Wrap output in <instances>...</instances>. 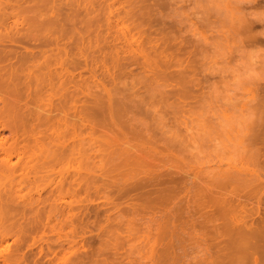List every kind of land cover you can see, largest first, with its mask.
I'll use <instances>...</instances> for the list:
<instances>
[{"label": "rangeland", "instance_id": "1", "mask_svg": "<svg viewBox=\"0 0 264 264\" xmlns=\"http://www.w3.org/2000/svg\"><path fill=\"white\" fill-rule=\"evenodd\" d=\"M55 1H56L57 5H61V3L63 2V0H61V1L55 0ZM55 1L51 0L50 3L52 5H50V3H49V5L53 6V4H55L54 3ZM96 1H98V2L93 3L94 9L97 6L96 4H98V6H100L101 4L102 5H101V7H99L100 9L97 6V9L95 10L97 13L94 11L93 14L95 15V13H96L95 19H99V15H100V21L102 19L103 22L106 23V16H109V18L111 20L110 21L111 25L113 24V26H111V25L109 26L110 29L114 30V27H115L114 24L115 23H113V22H116V20L119 19L121 11H122L121 17L123 16V14L125 16V13L127 16H126V18L124 16H123V18L120 17L121 19H123V21H125L123 26L119 25L120 27H123V28L126 27L128 29L131 26H132V29L135 28L134 26H136V27L140 26L141 27V29L138 27L139 29L137 28L138 29L137 31H139L140 33H141V30H142V33L144 31V33H143L144 35L141 33V37H139L138 41L143 40L142 41L143 45L142 44L141 45L144 46V49L146 48L148 50L147 51L145 49L146 54H149L148 55L149 57L147 56L149 58V60L152 59V57L154 58V56H155V55L153 56V51H155L154 53H157V54L160 53L159 54L160 56H158V59H159V57L163 58L162 61L159 59L160 62H162L161 67L158 66V65H160V63L158 64L159 60H158V62L153 63V65H151L152 64L151 62L153 60H155V58L152 59V61L149 63L147 62L148 61V59H147L146 62L148 64H150V66L148 64L147 65L151 68H153V66L155 64H157L156 66H158V68H156V66L154 67V68H156V71L154 69H149L147 67V65H144L145 67L143 66V63H145V62H143L144 58L141 55H138L136 53H134V54L128 53L131 56L132 55L133 56L135 55L136 57L138 56V58H136V59H138L139 61H137V60L135 61V56H134V58L132 57L133 61H134L133 62V61L128 60V58L131 56H129L125 53L127 55V60L129 62L126 59L120 60V64H121V62L126 64V65L121 64V66H118L120 68L122 67V69H119L117 67L113 68L111 65H108L107 68L108 69L112 68V69H109V71H106V69L103 67V63H102L103 52L102 53L100 51L98 52L99 49L97 48L98 46H96V44L98 43L97 41H99L98 37H100V36L97 37L98 39L95 37L97 40L94 38V36H96V35L94 34V36H93V33H96L97 30H100L103 26L101 28L98 27L100 29L97 28L96 32L91 31V33L92 32L93 33L92 34L90 33L91 39H90V42H88V44L89 43L91 44V40H92V43L94 45L91 44V45H89V47H87L85 45L84 47L85 48L87 47L86 53H85V51H82V50H84V47H82L83 45H80V48L79 49L77 48L78 51H76L77 50L76 49L77 44L74 45L75 43H73V42H76L77 38L74 39L72 36L69 35L70 38L64 39L63 43L61 42L62 40L59 41L63 45H57L58 42H55L54 40L53 41L57 44H55L51 40L53 43L52 46L50 44L49 45L47 44L48 46L43 45L44 47L39 45L41 47H39L38 49L45 50L46 51V52L44 51L45 54L46 53L48 54L49 52H51L50 53L51 55L50 54H49L50 56L48 55L49 57L46 56L47 54L45 56H44V54H38L37 53L38 49H34L32 47L35 44L34 43L35 41L32 40L34 38L33 37L31 38L32 35L29 32H28V35L30 34L31 36H29L28 40L26 38V41H28L26 45H23L22 42H19V43L16 41L13 42L15 40L14 36H13L14 38L12 37L14 39V40L12 39L13 41L9 40L10 43L8 40H6V43H5L4 42L5 40L3 41V39H2L3 37H2L1 40L4 43L2 41H1L2 43L0 42V49L1 50L5 49V51L9 50L11 52V56H10L11 61L10 60L9 61L5 60V61L8 62L7 64H13L11 62L14 61L15 65H17L15 62V59L17 58L16 56H18V58L20 60L23 55H26L25 53H23V51L24 52L27 51V55L28 54L30 55L29 49H31V48L33 49L32 52L37 51L35 58H36V56L38 57L36 62H38L39 60L41 61V63L39 65H41L43 62H45L43 60L46 57H48V59H49V58L54 57V55L57 56V54H55V52L58 53V51H57V49H58V50H60L59 52H62V53L64 52V53H63V55H62V53H60L62 55V57L60 55L59 58H61V59L58 60L59 64L57 62V59H59V58L56 59V63L58 65L57 64L54 65L50 61H49L50 63L48 62L49 63V69L53 70L51 65H54L53 66L54 69L57 68L58 70H61L64 68L62 71V74L65 76H67L73 70L72 67H70L72 70L69 69V67L67 68L68 65L72 66L71 63L68 62L69 61L68 59H70V61L73 59V57L69 58V57H71L70 55L74 56V58H75L74 60H76L77 64L80 61H81V63H83V64L79 63L78 64L79 67L76 70L74 69V71H72L73 73L79 75V77H77V79H76V80L80 81V82L77 81L78 85L76 84V86L73 87V85H72L73 83L67 84L68 80L66 81V86L69 85V88H68V86H67V88L70 91L68 90V92H67V91L63 90V93L66 95V97L63 98V102H64V107H65L64 110L66 111L68 108L69 112H67L68 110L66 112L65 111L63 112V114H65L64 116H66V117H63L60 114L64 119L61 122V123H64L63 126H62V124H60L61 127H63L61 129H64L65 125H67V123H65V122H67L65 120H68L67 115L68 114L70 115L69 116L70 120L73 117L71 115L74 112V108H72L74 106L73 105L74 102H73V99L71 98V95H70L73 92V88H74V91H76V93H77V97L79 96V93H81L78 98L76 97L78 99V102H76L75 105L76 106L81 105L80 108L82 107V109H80V110L81 111L84 110L82 112H85L86 111L85 109H88V107L90 108V104L92 107L94 106V103L92 104L91 102H97L99 99L106 101V99H108V97H111V94H112V96L114 94V96H113L114 98H111L112 100H114V99L116 100V97L118 96L117 97L118 101L123 102V103L125 102L126 103L125 105L128 107V108L127 107L124 108L126 110L128 109L126 112H122V114H124V115L126 113V115L123 116V120L124 121L127 120L129 122V119L132 117L135 120L133 122V118H132V120L130 119L131 121L129 123L125 122V123H127V125H130V126L123 125V126H121L122 129L125 126V128L128 131H131V129L133 128V131L136 132V130H137L140 133V135H141V133H143V138L147 137L149 140V143L151 145L149 143H147V146L150 145L149 150L147 147H146L147 149L145 148L146 150H148L147 153L142 152V151H145L142 148H144L146 145H144V147L141 148L142 149V151L140 150L141 154H143L144 156L142 157V155H141V157L138 161H135V160L133 161L134 163L130 162V164L132 163L133 166L132 165L129 166L128 163L127 164L124 163L126 166L125 165L121 166L123 163L121 164V162H119L120 165L118 167L117 166L118 161L114 160L113 164H111L112 161L111 162L108 161L110 159L107 160L106 155H105V159L108 162L105 159L104 160L106 162L103 160L104 165L106 164L105 166L103 165L102 161H99L100 159L98 160V158L97 159L94 158V160L92 159L93 161L91 162L90 160H86L85 158L80 156L79 159L77 160V162H73L68 158L61 161V162L53 161L50 163L52 166L49 165L51 167L47 166V170L40 169L39 172H37L36 174L31 172L30 174L24 176L23 178L18 177V175L21 174V171H22V170H20V168L19 169L17 168V170H19V171H16V173H15L16 177L14 178V180H11V179L9 180L8 177H5L4 179L0 178L1 182H2V183L0 182V184H2L0 188L6 187L5 189H7L8 187H10V189L14 190L15 191L14 195H15V199H16L15 201H17V203L18 202H20L21 204L23 202L25 204L29 203V205L32 204L31 206L33 207V210L31 209L32 211H30V209L28 208L29 205L24 206V207H27L25 209H23L24 207H21V209H18V207H20L21 205L16 204L15 201L14 202L10 201V203H9L10 205L9 204L7 205L8 207H5V206L3 207V204H5V203H2L3 201L1 202L2 204H0V210L2 209L1 211H3L4 214L9 213L8 212L9 209H10V214L12 212L14 214L12 213V216L10 214H7V215H9V217L5 216V219H4V215H1L3 217H0V264H98V263L99 264H156V262H157V264H165V263L166 264H214L215 261H216L215 264H219L218 262L225 264V262H223V259L221 260L222 256H223L222 258L225 259L224 261H226V264H228L229 262L226 258L228 257V254L231 252V250L227 254L228 250H226L227 249L226 247L229 246V243L226 244L227 243L226 239H228V237L226 238L225 236H227V234H226L227 232L231 231L230 228H233V227H230V225L231 226L235 225L234 224L235 220H233V218L235 219V217H237V216L235 213H233V212H235L234 209H236L238 211L237 215H241L243 213L242 212L243 210L246 212V210L248 211V209H249V211L247 212L248 214L243 213L242 215L245 216L247 221H250V218L252 219V217L254 218L256 216V215L255 216L253 215V214H255L254 213L255 209H253L255 207V205L254 206L252 205V204H256L254 202L258 201V199H257V201H254V199L257 198V197L255 198V195L259 192H261L264 195V189H263L264 188V161H263L264 160V151L262 150V148L264 149V147H263L264 146V142H263L264 141L263 140V138H264V135H263L264 134V125H263L264 118L262 119V117H264L263 116V114H264V111H263L264 110V96H262V95H264V84L259 85L257 90L251 91L252 96L256 99V104L254 105V107L256 108V111H257V121L255 123L258 126H256L254 124L251 128L250 132L252 134L250 133V136L252 135V137H251L252 139L249 136L250 140H249V138H248V140L250 142V150H249L248 155L239 159V160H233L230 156L220 158L218 161L214 162V165H215L214 167L210 166L207 169L208 174H205L199 167H196L193 164V162L186 157V155H185L186 149L182 146L183 145L182 141H177L175 143H171V142H167L165 140V137L162 135V132L159 129L158 122H157V112L159 111L160 113H163L167 117L169 125H173L175 127L180 128L182 132L184 130H188L189 132L192 131L189 124H190V121L192 120V118L194 116V112L198 107L200 97L202 95V84L201 83H203L204 80H206V79H211V77H207V78L201 77V82H200V77H199L200 71H199V61H198L200 45H198L197 42L190 35L189 36H183L181 34V32L183 30L179 29L177 27V25L175 24V22H168V21L161 19V17L159 16V13L160 12L166 13L168 8H169V4H168L167 0H141V1L136 0L137 4L133 3L134 2L133 0H131V1L129 0L130 3L127 0H116V1L115 0H106L107 2L105 0H104V2H103V0H96ZM126 1L128 4L126 3ZM65 2H66V0H64V5H65ZM99 2H101V3H99ZM108 2H109V4H108ZM131 2L133 5L135 4L134 6L136 7V8H133L134 13L131 11L132 8H130V7H133V5H131ZM138 3H140L141 5H139ZM66 4H68V3L66 2ZM105 4H107V5H105ZM55 6H56V4H55ZM67 6L69 7L71 5H67ZM107 6H108V8H107ZM128 6L130 8L129 10L127 9ZM146 6L148 9H146ZM62 7H61V9L57 8L58 10L54 9L55 7L53 9L48 8L47 9V11L49 10L48 15L54 16V14H55L54 11L56 10L55 12L59 15V16L58 15L57 16L60 18L61 14H59L58 11L61 12L62 15H65L64 13L69 11V9L72 6L69 8L68 7L62 8ZM74 7H75V5L72 8H74ZM110 7L112 9H110ZM251 7L254 9H257V10L264 9V0H257V2L254 5H252ZM64 8H67V10L65 12H64V10H65ZM117 8H118L119 12H118ZM143 8H145V10ZM62 9H64V10H62ZM71 9H70V11H71ZM81 9H83V8H81ZM98 9H99V13L101 12L100 14H98ZM50 10H52L53 12L50 13ZM75 10H76V13H75ZM75 10L72 9L73 12L71 11V13L76 15L75 18H77L78 16L82 17V14L80 15L79 12L83 13L82 12L83 10L78 11V10H80V7H77V5H76ZM123 11L125 13H123ZM128 11H129V14H127ZM104 12H106L107 15ZM130 12L132 13V15L130 14ZM71 13H69V14H71ZM110 13H112V14L114 13L113 14L114 17ZM136 13H137V15H136ZM83 15H85V14L83 13ZM116 15H119V17ZM133 15L134 16L136 15L137 18L134 17ZM103 17H104V19H103ZM129 17L131 18L132 22H130L128 20V19H130ZM132 18L135 20L134 21L135 24L133 23ZM138 18H140V19L138 20ZM140 20L143 24L140 22ZM127 21H128V23H127ZM23 22H25V21H23ZM23 22H19V23H17V25H14V26H16L17 29H19L18 32L16 29H14V30H16L15 34L17 33L16 34L17 36H19V34H21L22 31L24 32V30H26V32H25L26 34H27V30H30L27 27V25H25L26 22H25V24ZM103 22L101 21L102 25L105 24ZM10 25H11V23H10ZM77 25H78V22L76 24V27L78 30L79 25L78 26ZM249 25L250 26H248V27L245 26V28L242 29V32H241V34L245 35V36L250 35V33L252 34V36L251 35L248 36V39L245 41V45L248 47L263 46L264 45V39H263L264 37L256 36L254 34L257 32H260V31H264V24H260L257 22H251ZM104 26L107 29V25H104ZM119 26H118V28H119ZM26 27L28 29H26ZM105 27H103L102 30ZM13 28H15V27H13ZM13 28H12V31H13ZM20 28H22V31ZM37 28H38V26H37ZM37 28H33L34 31ZM80 28H81V26H80ZM51 29L53 31L55 30V28L54 29L51 28ZM51 29H49L48 32H50ZM106 29L103 31L104 33L107 32ZM1 30H0V35H2V36L4 35L5 38L8 36L6 39L10 38L11 37L10 35L14 32V31L8 32V30H6L5 28H2V27H1ZM3 31L5 34L2 33ZM19 31H20V33H19ZM31 31H32V29H31ZM34 31H32L31 33L36 35L38 32L33 33ZM115 31H117V27H115ZM192 31L195 32V29H192ZM108 32H109V30H108ZM25 33H24V36H19V38H17V39L21 40L20 37H24V39H22V40H25V36H26ZM44 33L42 32V34H40V35L45 36V35H43ZM109 33H110V35H112V34H114V31L113 32L111 31ZM115 33H117V32H115ZM46 34H47V32H46ZM50 34H51V32H50ZM75 34H77V31ZM75 34H74V37H77V36H75ZM261 34L264 35V33H261ZM12 35H14V34H12ZM78 36H79V34H78ZM37 37L40 38V36L37 35L36 36L37 40L39 39ZM47 37H48V34H47ZM93 38L95 40H93ZM30 39L34 42L29 41ZM40 39H42V38H40ZM43 39H45V38H43ZM71 40H74V41H71ZM40 41L41 40H38L37 42H40ZM44 41H46V40H44ZM11 42H13V43H11ZM48 42H46V43H48ZM64 42H66V43H64ZM77 42H78V40H77ZM100 42H101V40H100ZM28 43H30V45ZM31 43H33V44H31ZM67 43H69V44H67ZM6 44H7V46L8 45L9 46L8 47L6 46L5 48H3ZM43 44H44V42H43ZM71 44H72V47H71ZM12 45H14L13 46L14 49L11 47ZM65 45H68V47L70 49ZM17 46H19V47H17ZM26 47H28V49ZM95 47L97 50L95 49ZM24 48H26V49H24ZM167 48H168V50H167ZM50 49H52V50H50ZM71 49H74L73 54H72ZM94 49L96 51L95 53L93 52ZM61 50H63V51H61ZM67 50H68V52H67ZM69 50L71 53H69ZM80 51L82 52V54H84L83 56L80 53L78 54V52H80ZM33 53L35 54V52H33ZM52 53H54L53 56H52ZM68 53L70 55H68ZM76 53L80 56H78ZM97 53H98V55H97ZM16 54H20L21 56L16 55ZM64 54H65V56H64ZM75 54L78 57H75L76 56ZM151 55H152V57L150 58ZM13 56H14V58H13ZM43 56L45 57L44 59H43ZM123 56H124V54H123ZM86 57H89V58H86ZM29 58L28 59L30 61L32 59V56L30 55ZM65 58H68L66 60L68 62V64H66ZM106 58H107V56L104 59L106 60ZM132 58H131V60H132ZM52 59H54V61H55V58H52ZM63 59H64V61H63ZM87 59H89V61L93 65L90 64L87 66V64L89 62ZM164 59L166 60L165 64L167 63V66L163 65ZM171 59H173L174 62ZM233 59H235V57H233ZM177 60H179V61H177ZM24 61H25V59L20 61V62H17V63H21V62L23 63ZM51 61H53V60H51ZM86 61H87V63H86ZM106 61L108 62L109 60H106ZM156 61H157V59H156ZM176 61L180 62L179 66H177L178 63H176L177 65L173 64ZM36 62H35V64L37 65L39 62L38 63H36ZM135 62H138V64ZM26 63L27 64L29 63V65H32V62L30 63L28 61H25L24 64H26ZM60 63H64V64H60ZM2 64L4 65L6 63L3 62ZM24 64H23V66H24ZM29 65H27V67ZM42 67L44 68V64L41 66V69H42ZM98 68H100L102 70H100V69L98 70ZM32 69H33V67H32ZM116 69H118V70H116ZM124 69H126V70H124ZM139 69H140V71H139ZM34 70L36 71L37 68H34ZM120 70L124 71L125 74H124V72H122ZM151 70H152V72H151ZM65 71H67V72H65ZM153 71H155V73H153ZM161 71H163V72H161ZM43 72H44V74H46L48 72L47 67L44 68ZM43 72L40 73L39 70H37L38 74H43ZM63 72H65L66 74ZM96 72H98V73H96ZM100 72L105 73V74L101 75ZM172 72L175 74H173ZM80 73L83 74V77L80 76ZM109 73H111V74H109ZM114 73L117 74L118 77ZM126 73H127V76H126ZM153 74L154 75L157 74V75H155V77H154ZM158 74H159V77H157ZM176 74H178V75H176ZM181 74L182 75L184 74L183 75L184 77ZM89 75H91V78L88 77ZM106 75H109L110 77L106 76ZM148 75L149 76L151 75V76L149 77ZM103 76H105V77H103ZM80 77H82V78H80ZM185 77H187V78L185 79ZM102 78H103V80L106 78L104 80L105 82L102 81ZM110 78H111L112 84H110V82H111L109 80ZM84 79H85V81H83ZM114 79H116L115 82L117 84L114 82ZM150 79H151V81H150ZM94 80H95V82H94ZM106 81L110 85L108 83H106ZM131 82H132V84H131ZM97 84H99V86ZM122 84H123V86H122ZM163 84L168 89V91L164 92V93L160 92L159 94H154V92L158 91L156 86L163 85ZM70 85H72V88ZM129 85L131 88L129 87ZM126 86H128V87H126ZM146 86H147L148 90H145ZM114 87H116V88H114ZM87 88H89V89H87ZM176 88H178V89L176 90ZM184 88H189L190 90L184 89ZM110 89H111V93L109 91ZM113 89L116 90V92H114ZM134 89L136 92L134 91ZM65 90H67V89H65ZM174 90H176L175 93H174ZM50 91L49 90L46 91L45 92L46 94L44 93L45 96L42 95L44 97L39 99L40 103L42 102L43 104H45V103L48 104V102L51 101L52 102L51 105H53V106L55 105V101L57 100V98L59 100V97H57L58 92H56V90H55L56 93L51 91L52 94L49 95L51 97H48L47 95L50 93ZM117 91H118V93H117ZM128 91L130 94L128 93ZM148 91H150V92H148ZM177 91H178V93H177ZM88 92H89V95H88ZM131 92H132V96H134V97H136L137 95H139V96H137L136 98L133 97L134 98V100H133V98L132 99L130 98ZM133 92H134V94H133ZM140 93H141V95H140ZM168 93H170V94H168ZM90 95H91V97H90ZM104 95H106L107 98H105ZM84 96L87 98V101L84 100L85 102L83 101ZM100 96H103V97L100 98ZM128 96H129V99L126 98ZM138 97H139V99H138ZM47 98L48 99L51 98V100L48 101ZM123 98H125L124 100H128V101H124ZM262 98H263V100H262ZM77 99H76V101H77ZM94 100H96V101H94ZM121 100H123V101H121ZM259 100H261V101H259ZM133 101H134V103H133ZM57 102L58 101H56V103ZM86 102H87V104L90 103L88 107H87V105L83 104ZM131 102L133 103V106H132ZM42 103L40 105H43ZM65 103H67L68 106L65 105ZM82 104H83V106L85 105L86 107L84 106L85 108H83ZM130 104H131V107H133V109L130 107ZM78 106H77L76 111L80 112ZM46 107H44V108H46ZM135 108L136 109L138 108V109L136 110ZM140 108H141V110H140ZM154 110H156V112ZM123 111H125V110H123ZM138 111H140V112H138ZM131 112H133V113H131ZM66 113H67V115H66ZM124 117H126V118L124 119ZM96 118L101 119L98 117H96ZM96 118H95V120H96ZM139 119L143 120L144 122L141 123ZM123 120H121V121L123 122ZM260 121H261V123H260ZM97 122H99V120ZM103 122L104 121L102 120V125H100V126L104 125ZM122 122H121V124H122ZM135 122H136V124L134 125ZM68 123H69V121H68ZM131 123H133V125ZM100 124H101V122H100ZM145 124L147 126L146 128H145ZM136 125H137L138 129L141 127L140 130H138L136 128ZM106 126H108V125H106ZM133 126H135V127H133ZM6 127L8 128V126H6ZM68 127H70V129H71V125L70 126L67 125L65 130H61L60 127H59L60 130L58 129L59 131H61V134L63 131V135H64L63 141H65V143H69L72 141V138H70L71 135L68 133V130L69 131H71V130ZM127 127H131V128H127ZM98 128H100V127H98ZM105 128L103 126V128L101 127V130L103 129L105 134H108V128H106L107 129L106 131H105ZM118 128H119V126L117 127V130H118ZM134 128H135V130H134ZM119 129H120V131L118 130L117 132H118L119 137H120L119 132H121V134L124 133L123 132L124 129L123 130H121V128H119ZM49 130L46 133L49 136H52L54 133L50 135L51 127ZM103 130H102L101 134H104ZM259 130L262 132L259 133L260 132ZM97 131L101 132V131H99V129ZM111 131H112V128L110 129V132ZM113 131H114V129H113ZM115 131H116V129H115ZM9 132H10L9 128L8 129L5 128V129L1 130V134L4 138L9 137V134H10ZM125 133H128V132H125ZM255 133H256V135H255ZM118 134H116L117 135L116 139L118 138ZM109 135H111V134H109ZM113 136H114V134L111 135L110 138H113ZM85 137H86L85 134H81L79 136V138H81V139H84ZM141 137H142V135H141ZM257 137H258V139L259 138L260 139L257 140ZM99 138L100 137L97 136L96 139L100 140ZM86 141H87V139H84L82 141V143L86 144ZM93 142L94 141L91 142L92 147L95 144V142L94 143ZM119 142H117V143H119ZM144 142H146V139L144 140ZM117 143H114L113 145H115ZM153 143H154V145H153ZM102 144H103V141H102ZM7 145H5V146H7ZM0 146H1V143H0ZM48 146H50V145H48ZM260 146H262V147H260ZM164 147L166 150L164 149ZM35 148H37V149H35L34 151H37L36 153L38 154L39 153L38 147H35ZM150 148H152L153 151ZM157 148H159V149H157ZM136 151H138V150H136ZM140 151L137 152V155H138V153H140ZM149 152H151V153H149ZM157 152L159 155H157ZM262 152H263V154L261 155ZM97 153L98 152L96 151L95 154H97ZM103 153H105V152H103ZM130 153H131V151H130ZM133 153H135L134 149H133ZM133 153H131V154H133ZM153 153H154V155H153ZM146 154L152 156V158L150 156H147ZM145 156H146V158H145ZM155 157H156V159H155ZM159 158H161V159H159ZM143 159L145 160V162ZM19 160L20 161H18L17 156L13 155L11 157V161H12L11 163H17L18 166L22 164V160L21 159H19ZM96 160H98L99 164H97ZM117 160L121 161L120 158ZM94 161H95V163H94ZM136 162H138V163H136ZM139 162H140V165H138ZM107 163H109V164H107ZM135 163L137 164V166ZM258 164L260 166H257ZM141 165H142V167H141ZM97 166H98V168H97ZM102 166H104V167H102ZM108 166H109V168H108ZM105 167H107L108 169ZM110 167H113V168L115 167L117 169V171L115 170V168L113 170V168L111 169ZM135 167H137V171H136ZM94 168H96V169H94ZM178 168H179L180 172H178ZM109 169H110V171H109ZM118 169H119V171H118ZM74 170L76 171L77 177H76V181L72 184L71 178H73ZM239 170H242L246 174H242V176L239 175L240 177L235 176L236 175L235 172H238ZM252 170H254V171H252ZM17 172H19V173H17ZM105 172H107V173H105ZM109 172H111L112 175ZM116 172L119 173V174L117 173V177L119 175L121 176V177L119 176L117 180H116L117 177H115ZM104 173L107 175H105ZM113 173H115V174L113 175ZM224 173H226V174H224ZM227 173L229 174V176L231 175V177H229L227 175ZM218 174H220V175L218 176ZM110 176H112L113 179L108 178ZM179 176L182 178L180 179ZM184 176H185V178H184ZM223 177L227 178V179L226 178L225 179L229 183L226 180H225V182L228 185L225 182H222V180L224 181ZM167 178L170 181H168ZM219 179H221V180H219ZM228 179H230V180H228ZM153 180L159 181V182H155ZM213 180H217V181H213ZM218 180L220 183H222V185H220ZM233 181H234V183H232ZM193 182H195V183H193ZM213 182H215V184H212ZM151 183H153V184H151ZM240 183H241L242 187L240 186ZM247 183H250V184H248L249 185L248 187H247ZM216 184L219 188L222 187V189H221L222 195H221L220 189L216 188L217 187ZM243 184H244V186L247 187V188L245 187L246 189L244 188ZM152 185H154V188L152 187ZM196 185L199 188H197ZM252 185L257 186V187H254L256 190V191H254V192H256L255 195L253 193V188H252L253 186ZM225 186H226V189L229 188L227 191L223 190V187H225ZM161 187H162V189H161ZM212 188H215V189H212ZM258 188L259 189L261 188V189L259 190ZM168 189H170V190L172 189V190L168 191ZM250 189H252V190H250ZM162 190H164V191H162ZM207 190H208L209 194H208ZM218 190H219V192H218ZM246 190H248V191H246ZM8 191H10V190H8ZM165 191H167V192H165ZM212 191H217V192L213 193ZM233 192H234V194H233ZM205 193H206V195H205ZM211 193L213 194V196L212 195L210 196ZM216 193L218 194V196L220 195V197H218L217 199L211 198V197H214L215 196L214 194H216ZM247 193L252 195V197ZM149 194H152V195H149ZM227 194H229V199H228ZM262 194H261V196H262ZM164 195H166L168 197L171 196V197L170 198H168L166 196L164 197ZM224 195H226V196H224ZM246 195H247V197H246ZM244 196H245V198H248L250 196L248 198L250 200L245 199ZM157 197H158V199H157ZM223 197L224 198L227 197L226 199H228L229 201H233V202H229L227 200L228 201L227 202L225 200L227 202V204L225 201H223L224 204L227 205L228 209L232 203L234 204V206H232V208L230 207V210H228L227 213L224 212V210L226 211V209H227V207H225L226 205L223 206L226 208L225 209L222 207V204H223L222 200H221V202L219 201V198L224 200ZM262 197H263L262 199H264V196H262ZM167 198L171 199V200H169V202H167V200H168ZM237 198H239L240 201H238L239 199H237ZM164 199H165V201L163 202ZM230 199H232V200H230ZM236 199H237V201H236ZM159 200L162 203H160ZM216 200H218L220 203H218V201H216ZM214 201H216L217 204L214 203V205H213ZM243 201L246 203V205H245V203H244V205L241 204ZM165 202H167V203H165ZM261 202H263V204H264V201H261ZM11 203H12V205H11ZM14 204H16L15 207H14ZM25 204H22V205H25ZM220 204H221V206H220ZM236 204L237 205L241 204V205H239L240 208H237L238 206ZM181 205H182V207H181ZM217 205H219L223 209V212H224V215L222 213L223 217L221 215V218L219 217L220 216L219 214H221L222 210L220 211L219 214H217L216 211L219 212L218 210H220L219 209L220 207L216 208ZM200 206L203 208H201ZM210 206H212V207H210ZM244 206H245V209H244ZM1 207H3V208H1ZM12 207H13V209H12ZM179 207H181V209ZM233 207H235V208L233 209ZM215 208H216V210H214ZM251 208H252V210H251ZM263 208H262L261 212L263 211ZM5 209H7V211ZM174 209H176L177 211ZM210 209H211V211H209ZM239 209L240 210L242 209V210L240 211ZM23 210H25V211L27 210V211L24 212ZM105 210H107V211H105ZM253 210H254V212H252ZM18 211L22 215L20 214V216H19L17 214ZM29 211H30V213H28ZM231 212H232V215H231ZM36 213H39V214L37 215ZM234 214H235V216H234ZM245 214L247 216L251 214V216L250 217L248 216V218H247ZM263 214H264V211L261 213V215L263 216ZM36 215H37V217H36ZM216 215H219V216L217 217ZM14 217H15V219H14ZM208 218H210V219L208 220ZM212 218L213 219L216 218V220L218 219L217 222L219 223V225L220 224L221 225L217 227L218 223L216 222V220H213ZM263 218H264V216H263ZM176 220H177V222L175 223ZM210 220H212V221H210ZM230 220L232 222H230ZM10 222H12V225H14L13 226L14 228L11 227L10 225L9 226L11 227V229H10V227H8V228L10 230H12V232L14 231L13 232L14 234L11 233V231L8 232L9 229H7V226H8V224H11ZM166 222H167V224H166ZM14 223L17 225H15ZM19 225L21 226V228L15 227V226H19ZM22 226L24 228H22ZM223 226L229 227V231H225V230H227V228H225ZM2 227H4V229ZM165 227H166V229H165ZM15 228H17V229H15ZM216 228H219V229L225 228V229H223L225 231L224 236H223V234H221V232H219L220 234L218 235V232L216 233V231H218L219 229L217 230ZM25 229L27 231H25ZM18 230H19V232H18ZM21 232H23V233H21ZM209 233L210 234L212 233V235H210ZM215 233L218 235V237L216 236L217 238L215 237V235H216ZM18 236L22 239L19 240ZM24 238L26 240H24ZM222 238H223V240H221ZM84 239L85 240L87 239L86 240L87 242ZM31 241H33V242H31ZM207 241H209V242H207ZM217 241H219L218 244H219V246H222L223 249L219 248V246L216 245ZM220 241L224 245L226 244L225 245L226 247L224 245H222L220 243ZM224 241H226V243ZM171 245H172V247H171ZM224 247L226 249H224ZM223 250H225L224 252L226 253V255L223 254L224 253ZM260 251H262V250H260ZM211 252H213V253L211 254ZM89 253H90V255H89ZM161 255L164 256L165 259ZM165 255H167V256H165ZM217 255H219L218 258L216 257ZM263 255H264V253H263ZM6 257H7V259H6ZM156 257L158 258L157 259L158 261L156 260ZM212 259H213V261H212ZM166 260H167V262H166ZM261 260L262 261L264 260V256L261 257Z\"/></svg>", "mask_w": 264, "mask_h": 264}, {"label": "bare ground", "instance_id": "2", "mask_svg": "<svg viewBox=\"0 0 264 264\" xmlns=\"http://www.w3.org/2000/svg\"><path fill=\"white\" fill-rule=\"evenodd\" d=\"M51 1V0H50ZM50 1L49 0H0V30H1V27L2 28H5L6 30H8V32L9 31H12V28L13 27H15V28H13V33L12 34H14V35H12L11 33V37L10 38H8V39H6L5 37H4V35L2 36V35H0V42L2 41L1 40V38L3 39V41L6 43V40H11V41H13L14 39V41L13 42H22V44L23 45H26L27 44V42L28 41H26V38H27V40H28V38H29V36H31V38L33 37L34 39H32V40H34V41H32L31 39L29 40V41H32V42H34L35 44L32 46L34 49H38L39 47H41V46H43V45H53V43H52V41L54 40L55 42H58V44L57 43H55L54 41V43L55 44H57V45H63L62 43H63V41H64V39H66V38H70L69 37V35L70 36H72L74 39L75 38H77L76 39V42H73V43H75L74 45H76V49L78 48H80V45H83L82 47H84L85 45L87 46V47H89V45H91V44H93L92 43V40H91V44L89 43L88 44V42H90V39H91V34L93 33H91V31H95L96 32V30H97V28L98 27H105L104 25H107V29H106V27L102 30V28L100 29V28H98V29H100V30H97V32L96 33H93V36H94V34L96 35V36H94V38L96 37H98V36H100V37H98L97 39L99 40V41H97L98 43L96 44V46H98L97 48L99 49L98 50V52L100 51L101 53L103 52V58H102V63H103V67L106 69V71H109V69H112V68H107V66L108 65H111L113 68L114 67H117V68H119V69H122V67L120 68V67H118V66H121V64H125V63H122L121 62V64H120V60H122V59H126L127 60V55H129L128 53H131V54H134V53H136V54H138V55H141L144 59H143V62H145V63H143V66L144 65H147L149 62H151L152 61V59H154L155 58V60H153L151 63V65H153V63H156V62H158V60L160 59L161 61H162V59L163 58H161V57H159V59H158V56H160L159 54L160 53H154L155 51H153V56H154V58L152 57V55L150 56V58L152 57V59H150L149 60V54H146V51H145V49H144V46H142L143 45V40H140V41H138L139 40V37H141V33H142V30H141V33L139 32V31H137L139 28L141 29V27L140 26H138V27H136V26H134L135 28L134 29H132V26L128 29V28H123V27H120V26H123V24L125 23V21H123V19H121V18H123V16H124V14L123 13H125L124 11H123V16L121 17V12H120V17H119V15H116V16H118L119 17V19L118 20H116V22H113V23H115L114 25H115V27H117V31H115V27H114V30H112V29H110L109 28V26L111 25V20H110V18H109V16H106V23L105 22H103V20L101 19V21L103 22V23H105V24H103L102 25V23H101V21H100V15H99V19H95V15H96V9H97V6H98V4H94L95 6H96V8L94 9V6H93V3H97L98 1H96V0H66V2L68 3V4H66V2H65V5H64V0H63V4L61 3V5H57V3H56V1L54 2L55 4H56V6H55V4H53V6H50V5H52L51 3H50ZM61 1V0H60ZM94 1V2H93ZM106 1V0H105ZM116 1V0H115ZM129 3H130V1L129 0H127ZM127 1H126V3H127ZM134 2L133 3H136L137 4V2H136V0H133ZM141 1V0H140ZM81 2V3H80ZM103 2H104V0H103ZM107 2V1H106ZM139 2V1H138ZM49 3H50V5H49ZM99 3H101V2H99ZM141 3V2H140ZM140 3H138L139 5H141ZM108 4H109V2H108ZM128 4V3H127ZM67 5H71L72 7L75 5V7L74 8H72L71 6H69V7H71L72 9H74L75 10V8H76V5H77V7H80V10H78V11H82L85 15H83V13H81V12H79V14L81 15L82 14V17L81 16H78L77 18H75V16L76 15H74L73 13H71V11H72V9H71V11H70V9H69V11H67V12H65L66 10H67V8H64V9H62V10H64V14L65 15H62V13L61 12H59L58 11V13L59 14H61L60 16V18L58 17L59 15L55 12L56 10H58V9H61V7L63 6V7H68ZM102 5V4H101ZM101 5L100 6H98V8L99 7H101ZM105 5H107V4H105ZM131 5H133L132 4V2H131ZM130 5V6H131ZM135 5V4H134ZM133 5V7H130V8H132L131 9V11L134 13V9L133 8H136L135 6ZM143 5V4H142ZM147 5V4H146ZM50 6V7H49ZM60 6V7H59ZM110 6V5H109ZM145 6V5H144ZM55 7V8H54ZM62 7V8H63ZM68 7V8H69ZM113 7V6H112ZM127 7V6H126ZM140 7V6H139ZM48 8H50V9H56L55 11H54V16H49L48 15V13H49V10L47 11V9ZM58 8V9H57ZM81 8H83V9H81ZM103 8V7H102ZM107 8H108V6H107ZM129 8V6H128V10L130 9ZM100 9V8H99ZM99 9H98V14H100L99 13ZM104 9V8H103ZM110 9H112L111 7H110ZM144 10H145V8H143ZM146 9H148L147 8V6H146ZM107 10V9H106ZM105 10V11H106ZM117 10H118V8H117ZM94 11L96 12L95 13V15L93 14L94 13ZM101 11V10H100ZM112 11V10H111ZM147 11V10H146ZM53 11L52 10H50V13H52ZM73 12V11H72ZM103 12V11H102ZM118 12H119V10H118ZM142 12V11H141ZM145 12V11H144ZM148 12V11H147ZM146 12V13H147ZM69 13H71V14H69ZM75 13H76V10H75ZM105 14H106V12H104ZM103 14V13H102ZM101 14V15H102ZM111 15H113L112 13H110ZM127 14H129V11L127 12ZM130 14L132 15V13L130 12ZM58 15V16H57ZM107 15V14H106ZM136 15H137V13H136ZM134 16V17H136L137 18V16ZM84 16V17H83ZM126 13H125V18H126ZM132 16V17H133ZM140 16V15H139ZM80 17V18H79ZM102 17V16H101ZM113 17H114V15H113ZM133 17V18H134ZM116 18V17H115ZM114 18V19H115ZM130 18V17H129ZM132 18V19H133ZM103 19H104V17H103ZM128 19V18H127ZM135 19V18H134ZM133 19V23H134V20ZM140 18H138V20H139ZM144 19V18H143ZM130 22H132L131 21V18L130 19H128ZM11 21V22H10ZM23 21H25L26 22V24H25V22H23ZM19 22H23L25 25H27V27L30 29V30H27V34L25 33L26 32V30H24V32L22 31V28H20L21 29V31H22V33L21 34H19L20 33V31H19V36H24V33L26 34V36H25V40H22V39H24V37H20V39L21 40H19V39H17V38H19V36H17L16 34H15V32H16V30H17V32H18V30L19 29H17L16 28V26H14V25H17V23H19ZM77 22H78V25H79V27H78V30H77V27H76V24H77ZM140 22H141V20H140ZM10 23H11V25H10ZM22 23V24H23ZM80 23V24H79ZM127 23H128V21H127ZM142 23V22H141ZM21 24V23H20ZM135 24V23H134ZM133 24V25H134ZM143 24V23H142ZM77 25V26H78ZM120 25V26H119ZM127 25V24H126ZM140 25V24H139ZM37 26H38V28H37ZM80 26H81V28H80ZM111 26H113V24L111 25ZM118 26H119V28H118ZM130 26V25H129ZM142 26V25H141ZM248 26H250V25H247V27ZM18 27V26H17ZM26 27V29H28ZM40 27V28H39ZM33 28H37V29H35V31H34V29ZM51 28H55V30L53 31ZM93 28V29H92ZM138 28V29H137ZM10 29V30H9ZM14 29H16V30H14ZM25 29V28H24ZM31 29H32V31H34L33 33H35V32H38L36 35H34V34H32L31 32ZM49 29H51V34H50V32H48L49 31ZM107 30V32L106 33H104L103 31L104 30ZM251 29V28H250ZM3 30V29H2ZM1 30V31H2ZM108 30H109V32H113L114 31V34H112V35H110V33L108 32ZM136 30V31H135ZM31 31V32H30ZM44 33L43 35H45V36H41L40 34H42V32ZM76 31H77V34H75L76 33ZM28 32L31 34H29L28 35ZM46 32H47V34H48V37H47V34H46ZM115 32H117V33H115ZM245 32V31H244ZM2 33H4V31L2 32ZM91 33V34H90ZM143 33H144V31H143ZM142 33V34H143ZM5 34V33H4ZM9 34V33H8ZM50 34V35H49ZM74 34H75V36H77V37H74ZM78 34H79V36H78ZM256 34V33H255ZM261 34V33H260ZM7 35V34H6ZM5 35V36H6ZM16 35V36H15ZM28 35V36H27ZM34 35V36H33ZM37 35H39L40 36V38H42V39H40L39 37H37V38H39L38 40H41L40 42H37L38 40L36 39V36ZM137 35V36H136ZM144 35V34H143ZM250 35L252 36V34L250 33ZM250 35H248V36H250ZM15 38H14V37ZM14 39H13V38ZM71 37V38H72ZM43 38H45V39H43ZM48 40H47V39ZM72 38V39H73ZM93 38V40H95ZM13 39V40H12ZM96 39V40H97ZM143 39V38H142ZM253 39V38H252ZM261 39V38H260ZM264 39V38H263ZM18 40V41H17ZM37 40V41H36ZM44 40H46V41H44ZM50 40V41H49ZM52 40V41H51ZM62 40V41H61ZM77 40H78V42H77ZM100 40H101V42H100ZM165 40V39H164ZM2 41V42H3ZM49 41V42H48ZM59 41H61V42H59ZM71 41H74V40H71ZM87 41V42H86ZM1 42V43H2ZM3 42V43H4ZM13 42H11V43H13ZM25 42V43H24ZM43 42H44V44H43ZM46 42H48V43H46ZM68 42V41H67ZM87 44H86V43ZM95 42V41H94ZM9 43H10V41H9ZM37 43V44H36ZM41 43V44H40ZM64 43H66V42H64ZM72 43V42H71ZM150 43V42H149ZM29 45H30V43H28ZM31 44H33V43H31ZM67 44H69V43H67ZM137 44V45H136ZM142 44V45H141ZM39 45H41V46H39ZM47 45V46H48ZM94 45V44H93ZM2 46V45H1ZM4 46V45H3ZM7 46V44L3 47V48H5ZM9 46V45H8ZM7 46V47H8ZM13 46L14 45H12L11 47L13 48ZM16 46V45H15ZM65 46H67L68 47V45H65ZM264 46V45H263ZM17 47H19V46H17ZM30 47V46H29ZM44 47V46H43ZM66 47V48H67ZM71 47H72V44H71ZM86 47V48H87ZM91 47V46H90ZM11 48V49H12ZM27 49H28V47H26ZM26 48H24V49H26ZM65 48V47H64ZM69 48V47H68ZM85 47H84V50H82V51H85V53H86V49ZM92 48V47H91ZM14 49V48H13ZM12 49V50H13ZM70 49V48H69ZM78 49L76 50V51H78ZM95 49H96V47H95ZM95 49H94V53L96 52L95 51ZM30 50V55L32 56V59L29 61V56L27 55V51H23V53H25L26 55H23L22 57H21V59L19 60V58H18V56H16L17 58L15 59V62H16V64L17 65H15V63H14V61H12L11 63H13V64H7L8 62L7 61H5V60H10L11 61V52L9 51V50H7V51H5V49L3 50H1L0 49V143H1V146L3 147H1L0 146V178H5V177H8L9 178V180L11 179V180H14V178L16 177V175H15V173H16V171H19V170H17V168L19 169L20 168V170H22L21 171V174H19L18 175V177H20V178H23L24 176H26V175H28V174H30L31 172L32 173H34V174H36L37 172H39V170L40 169H42V170H47V166L48 167H51L52 165L50 164L51 162H53V161H58V162H61V161H63V160H65V159H70L71 161H73V162H77V160L79 159V157L81 156V157H83V158H85L86 160H90L91 162L94 160V158H98V160L99 161H102L103 162V160L105 159V155H106V159L108 160V159H110V160H108V161H112L111 162V164H113V161L115 160V161H118L117 162V166L119 167V165H120V163L119 162H121V166H123V165H125V164H127L128 163V165L130 166V165H132V163L130 164V162H133L134 160L135 161H138L139 159H140V157H141V155H142V157L144 156L143 154H141V151H142V149H144L145 151H142V152H144V153H147V151L149 150V146L151 145L150 143H149V140H148V138L146 137V138H143V133H141V135H142V137H141V135H140V133L136 130V132L135 131H133V128L131 129V131H128L126 128H125V126L123 127V129H122V127L121 126H123V125H127V123H125V122H128L127 120L126 121H124L123 120V116H125L126 115V113H125V115L124 114H122V112H126L127 110L126 109H124L125 107H127L125 104V102L123 103V102H120V101H118V99H117V97H116V100L114 101V100H112L111 98H114L113 96H114V94H113V96H112V94H111V97H108V99H106V101L104 102L102 99H99L97 102H91L92 104L94 103V106L92 107L91 106V104L90 103H88L87 104V102L86 103H83V104H85V105H87V107L89 106V104H90V108L88 107V109H85L86 111L85 112H82V111H84V110H80V109H82V107L80 108V106H78L79 107V111L80 112H78V111H76V109H77V106L75 105V103L76 102H78V97L80 96V94L81 93H79V96L77 97V93H76V91H74V88H73V92L70 94L71 95V98L73 99V102H74V106L72 107V108H74V112H73V114L71 115V116H73L72 117V119L70 120V118H69V114L67 115V113H66V115L68 116V120H65V121H67V122H65V123H67V125H71V129H70V127H68L71 131H69L68 130V133L71 135L70 136V138H72V141L71 142H69V143H65V141H63V137H64V135H63V131H62V134H61V131H59L61 128H63V127H61V125L60 124H62V126H63V124L64 123H61L64 119H63V117H66V116H64L65 114H63V112L65 111L64 109H65V107H64V102H63V98H65L66 97V95L63 93V90L64 91H67L68 92V88H69V85H67L68 86V88H67V86H66V81H67V84L68 83H73L72 85H73V87H75L76 86V84H77V81L78 82H80L79 80H76L77 79V77H79V75H77V74H75V73H73L72 71H74V69L76 70L78 67H79V63H81V61L80 62H78V64H77V62H76V60H74L75 58H74V56L73 55H70L69 53H71L70 52V50H69V53H68V55H70L71 57H69V58H72L73 57V59L70 61V59H68V58H65V61L68 59L69 61L68 62H70L71 63V65L72 66H67V68L69 67V69H71L70 67H72L73 68V70L67 75V76H65V75H63L62 74V71H63V69H61V70H58L57 68H55L54 69V65H56L57 63H56V59L57 58H59L60 57V53H62V52H59L60 50H58L57 49V51H58V53L57 52H55V54H57V56L56 55H54V53H52V56L54 55V57H52V58H55V61H54V59H52V58H49L48 59V57L51 55L50 53L51 52H49L47 55L45 54V50H42V49H38L37 51H33V52H35V54L32 52V48L31 49H29ZM28 50V51H29ZM50 50H52V49H50ZM72 50V54H73V50L74 49H71ZM97 50V49H96ZM147 50V49H146ZM150 50V49H149ZM165 50V49H164ZM167 50H168V48H167ZM45 51V52H44ZM49 51V50H48ZM55 51V50H54ZM61 51H63V50H61ZM65 51V50H64ZM90 51V50H89ZM88 51V52H89ZM145 51V52H144ZM148 51V50H147ZM36 52L38 53V54H44V56L46 55V56H48L49 54V56L48 57H44L43 56V61H45V62H43L41 65H39L40 63H41V61L39 60L38 62H36L37 61V56H36V58H35V55H36ZM66 52V51H65ZM67 52H68V50H67ZM18 53V52H17ZM29 53V52H28ZM64 53V52H63ZM63 53H62V55H63ZM81 54L82 56L84 55V54H82V52L80 51V52H78V54ZM121 53V54H120ZM127 55H126V54ZM145 53V54H144ZM150 53V52H149ZM66 54V53H65ZM65 54H64V56H65ZM77 54V53H76ZM75 54V55H76ZM77 54V55H78ZM123 54H124V56H123ZM16 55H19V56H21L20 54H16ZM62 55H61V57H62ZM75 56V57H78V56H80V55H78V56ZM92 55V54H91ZM97 55H98V53H97ZM102 55V54H101ZM105 55V56H104ZM157 55V56H156ZM87 56V55H86ZM89 56V55H88ZM107 56V58H106V60H109L108 62L104 59L105 57ZM129 56H131V55H129ZM128 56V57H129ZM135 56V55H134ZM134 56L132 55L131 57H129L128 58V60H130V61H133V58H134ZM148 56V57H147ZM40 57V56H39ZM100 57V56H99ZM133 57V58H132ZM157 57V58H156ZM168 57V56H167ZM13 58H14V56H13ZM12 58V59H13ZM29 58V59H28ZM86 58H89V57H86ZM131 58H132V60H131ZM136 58H138V56L136 57L135 56V61L137 60V61H139L138 59H136ZM140 58V57H139ZM173 58V57H172ZM18 59V60H17ZM25 59V61H28V62H32V65H29V63L27 64H24L25 63V61L22 63H17V62H20V61H22V60H24ZM27 59V60H26ZM34 59V60H33ZM42 59V58H41ZM61 58H59V59H57V62H58V60H60ZM77 59V58H76ZM141 59V58H140ZM147 59H148V61H147ZM156 59H157V61H156ZM174 59V58H173ZM173 59H171V60H173ZM51 60H53V61H51ZM78 60V59H77ZM80 60V59H79ZM88 61H89V59H87ZM127 60V61H128ZM145 60V61H144ZM160 60H159V62H158V64L160 63V65H158L159 67H161V63L162 62H160ZM165 60V59H164ZM163 60V65H166L167 66V63L165 64V62H166V60L164 61ZM52 63V64H54V65H51L52 66V68H53V70H50L49 69V63L50 62ZM63 61H64V59H63ZM62 61V62H63ZM141 61V60H140ZM148 63H147V62ZM177 61H179V60H177ZM175 62V63H173V64H176V63H178V65L177 66H179V63L180 62ZM6 63V64H2V63ZM35 62L36 63H38L37 65L35 64ZM49 62V63H48ZM68 62L66 61V64H68ZM90 62V61H89ZM88 62V64H87V66L88 65H90L91 64V62L89 63ZM98 62V61H97ZM129 62V61H128ZM134 62V61H133ZM172 62V61H171ZM173 62H174V60H173ZM86 63H87V61H86ZM127 63V62H126ZM135 63H137L138 64V62H135ZM23 64H24V66H23ZM44 64V68L45 67H47V69H48V72L46 73V74H44V68L42 67V69H41V66ZM47 64V65H46ZM58 64H59V62H58ZM57 64V65H58ZM60 64H64V63H60ZM81 64H83V63H81ZM100 64V63H99ZM27 65H29L28 67H27ZM86 65V64H85ZM91 65H93V64H91ZM101 65V64H100ZM126 65V64H125ZM133 65V64H132ZM136 65V64H135ZM141 65V64H140ZM149 66H150V64H148ZM147 65V67L149 68V69H154L155 71H156V68H158V66H156L157 64H155L154 66H153V68H151V67H149ZM26 66V67H25ZM40 66V67H39ZM63 66V65H62ZM156 66V68H154ZM32 67H33V69H32ZM64 67V66H63ZM110 67V66H109ZM145 67V66H144ZM174 67V66H173ZM176 67V66H175ZM34 68H37V70H39V72L40 73H42L43 72V74H38L37 73V70L35 71L34 70ZM133 68V67H132ZM147 68V69H148ZM179 68V67H178ZM41 69V70H40ZM93 69V68H92ZM95 69V68H94ZM100 68H98V70H99ZM130 69V68H129ZM128 69V70H129ZM146 69V70H147ZM43 70V71H42ZM100 70H102V69H100ZM116 70H118V69H116ZM124 70H126V69H124ZM160 70V69H159ZM42 71V72H41ZM68 71V70H67ZM67 71H65V72H67ZM104 71V70H103ZM111 71V70H110ZM120 71H122V70H120ZM138 71V70H137ZM139 71H140V69H139ZM155 71H153V73H155ZM174 71V70H173ZM65 72H63V73H65ZM84 72V71H83ZM102 72V71H101ZM100 72V73H101ZM122 72H124V71H122ZM145 72V71H144ZM151 72H152V70H151ZM150 72V73H151ZM161 72H163V71H161ZM160 72V73H161ZM175 72V71H174ZM96 73H98V72H96ZM121 73V72H120ZM148 73V72H147ZM146 73V74H147ZM159 73V72H158ZM173 73V72H172ZM66 74V73H65ZM79 74V73H78ZM82 73H80V76H82L83 77V74L81 75ZM102 74H105V73H101V75ZM109 74H111V73H109ZM115 74V73H114ZM124 74H125V72H124ZM173 74H175V73H173ZM172 74V75H173ZM99 75V74H98ZM116 76H117V74H115ZM120 75V74H119ZM144 75V74H143ZM154 75V74H153ZM155 75H157V74H155ZM155 75H154V77H155ZM176 75H178V74H176ZM182 75V74H181ZM184 75V74H183ZM182 75V76H183ZM23 76V77H22ZM106 76H109V75H106ZM126 76H127V73H126ZM149 76V75H148ZM151 76V75H150ZM149 76V77H150ZM82 77H80V78H82ZM89 78H91V75H89L88 76ZM102 77V76H101ZM103 77H105V76H103ZM110 77V76H109ZM118 77V76H117ZM120 77V76H119ZM123 77V76H122ZM139 77V76H138ZM153 77V78H154ZM157 77H159V74H158V76ZM174 77V76H173ZM178 77V76H177ZM184 77V76H183ZM145 78V77H144ZM143 78V79H144ZM187 77H185V79H186ZM100 79V78H99ZM106 79V78H105ZM104 79V80H105ZM108 79V78H107ZM129 79V78H128ZM146 79V78H145ZM152 79V78H151ZM151 79H150V81H151ZM91 80V79H90ZM101 80V79H100ZM103 80V78H102V81H104ZM110 81H111V78L109 79ZM126 80V79H125ZM153 80V79H152ZM158 80V79H157ZM191 80V79H190ZM83 81H85V79L83 80ZM109 81V82H110ZM116 81V79H114V82ZM131 81V80H130ZM145 81V80H144ZM186 81V80H185ZM189 81V80H188ZM94 82H95V80H94ZM105 82V81H104ZM146 82V81H145ZM178 82V81H177ZM84 83V82H83ZM87 83V82H86ZM106 83H108L107 81H106ZM116 83V82H115ZM190 83V82H189ZM82 84V83H81ZM109 84V83H108ZM110 84H112V81L110 82ZM109 84V85H110ZM117 84V83H116ZM131 84H132V82H131ZM143 84V83H142ZM72 85H70L71 86V88H72ZM78 85V84H77ZM98 86H99V84H97ZM96 85V86H97ZM164 85V84H163ZM80 86V85H79ZM122 86H123V84H122ZM134 86V85H133ZM81 87V86H80ZM126 87H128V86H126ZM129 87H130V85H129ZM139 87V86H138ZM175 87V86H174ZM185 87V86H184ZM111 88V87H110ZM114 88H116V87H114ZM131 88V87H130ZM134 88V87H133ZM142 88V87H141ZM140 88V89H141ZM262 88V87H261ZM65 89H67V90H65ZM87 89H89V88H87ZM103 89V88H102ZM178 88H176V90H177ZM184 89H188V90H190L189 88H184ZM52 91V92H54V93H56V92H58L57 94L59 95H57V97H59V100H58V98H57V100L56 101H58L57 103H56V101H55V105L53 106V105H51L52 104V102L51 101H49V100H51V98H47L48 99V104H43L42 102V104L43 105H40L41 103H40V100L39 99H41L42 97H44L45 95H44V93L46 92V91ZM55 90H56V92H55ZM114 90V89H113ZM129 90V89H128ZM132 90V89H131ZM139 90V89H138ZM145 90H148L147 89V86H146V88H145ZM144 90V91H145ZM157 90H158V88H157ZM176 90H174V93L176 92ZM51 91H50V93L47 95L48 97H51V96H49L50 94H52L51 93ZM70 91V90H69ZM110 91V93H111V89L109 90ZM134 91H135V89H134ZM159 91V90H158ZM157 91V92H158ZM82 92V91H81ZM114 92H116V90H114ZM136 92V91H135ZM140 92V91H139ZM148 92H150V91H148ZM53 93V94H54ZM117 93H118V91H117ZM128 93H129V91H128ZM142 93V92H141ZM141 93H140V95H141ZM164 93V92H163ZM177 93H178V91H177ZM185 93V92H184ZM46 94V93H45ZM84 94V93H83ZM106 94V93H105ZM127 94V93H126ZM130 94V93H129ZM128 94V95H129ZM133 94H134V92H133ZM138 94V93H137ZM152 94V93H151ZM166 94V93H165ZM168 94H170V93H168ZM173 94V93H172ZM42 95H44V96H42ZM85 95V94H84ZM88 95H89V92H88ZM167 95V94H166ZM175 95V94H174ZM86 96V95H85ZM84 96V99H83V101L84 100H86L87 101V98ZM136 96V95H135ZM137 96H139V95H137ZM136 96V97H137ZM164 96V95H163ZM180 96V95H179ZM262 96H264V95H262ZM77 97V98H76ZM90 97H91V95H90ZM94 97V96H93ZM97 97V96H96ZM101 97H103V96H100V98ZM104 97L105 98H107L106 97V95H104ZM134 96H132V92H131V96H130V98L132 99ZM136 97H134V98H136ZM170 97V96H169ZM98 98V97H97ZM96 98V99H97ZM126 98H128L129 99V96L128 97H126ZM134 98H133V100H134ZM76 99H77V101H76ZM80 99V98H79ZM95 99V98H94ZM125 98H123V100H124ZM138 99H139V97H138ZM144 99V98H143ZM177 99V98H176ZM123 100H121V101H123ZM163 100V99H162ZM262 100H263V98H262ZM43 101V100H42ZM82 101V100H81ZM80 101V102H81ZM82 101V102H83ZM94 101H96V100H94ZM124 101H128V100H124ZM140 101V100H139ZM259 101H261V100H259ZM39 102V103H38ZM54 102V101H53ZM85 102V101H84ZM178 102V101H177ZM69 103V102H68ZM132 103V102H131ZM133 103H134V101H133ZM133 103H132V106H133ZM136 103V102H135ZM163 103V102H162ZM166 103V102H165ZM54 104V103H53ZM83 104H82V106H83ZM128 104V103H127ZM139 104V103H138ZM65 105H67L68 106V104L67 103H65ZM84 105V106H85ZM178 105V104H177ZM47 106V107H46ZM83 106V108H85ZM135 106V105H134ZM138 106V105H137ZM44 107H46V108H44ZM130 107H131V104H130ZM67 108V107H66ZM128 108V107H127ZM132 109H133V107H131ZM131 109V110H132ZM136 109V108H135ZM138 109V108H137ZM136 109V110H137ZM160 109V108H159ZM261 109V108H260ZM67 110H68V108H67ZM66 110V111H67ZM123 110H125V111H123ZM130 110V109H129ZM140 110H141V108H140ZM65 111V112H66ZM155 112H156V110H154ZM264 111V110H263ZM262 111V112H263ZM67 112H69V110L67 111ZM137 112V111H136ZM138 112H140V111H138ZM131 113H133V112H131ZM63 116H61V115ZM128 114V113H127ZM140 114V113H139ZM262 115V114H261ZM133 116V115H132ZM263 116H264V114H263ZM96 117H98V118H101V119H97ZM95 118H96V120H95ZM126 117H124V119H125ZM130 118V117H129ZM133 118V117H132ZM132 118H130L131 120H132ZM261 118V117H260ZM264 117H262V119H263ZM67 119V118H66ZM129 119V122L131 121ZM99 120V122H97ZM101 120V121H100ZM102 120L104 121L103 123H104V128L106 127V128H108V134H105V132H104V130H103V132H104V134H101L102 133V130H101V127L103 128V126H100V125H102ZM121 120H123V122L121 121ZM140 120V122L142 123V122H144L143 120H141V119H139ZM68 121H69V123H68ZM71 121V122H70ZM135 120H134V118H133V122H134ZM100 122H101V124H100ZM121 122H122V124H121ZM128 122V123H129ZM259 123V122H258ZM257 123V124H258ZM260 123H261V121H260ZM132 125H133V123H131ZM136 124V122L134 123V125ZM144 124V123H143ZM67 125H65V128H66V126ZM106 125H108V126H106ZM131 125V126H132ZM140 125V124H139ZM138 125V126H139ZM255 125H256V123H255ZM263 125H264V123H263ZM6 126H8V128H9V137H7V138H4L3 136H2V134H1V130L2 129H8ZM116 126V127H115ZM119 126V128H121V130H123V132L124 133H122L121 134V132H119L120 133V137H119V134H118V130L120 131V129L118 128V130H117V127ZM127 126H130V125H127ZM141 126V125H140ZM144 126V125H143ZM256 126H258V125H256ZM50 127H51V133H50V135L51 134H53L52 136H49L46 132L50 129ZM59 127H60V129H59ZM97 127V128H96ZM98 127H100V128H98ZM112 128V131L110 132V129ZM115 127V128H114ZM133 127H135V126H133ZM147 126H146V124H145V128H146ZM54 128V129H53ZM65 128L64 129H61V130H65ZM98 130L99 129V131H101V132H98L96 129ZM105 128V131L107 130ZM127 128H131V127H127ZM136 128H137V125H136ZM141 128V127H140ZM140 128L138 129V130H140ZM143 128V127H142ZM59 129V130H58ZM113 129H114V131H113ZM115 129H116V131H115ZM148 129V128H147ZM146 129V130H147ZM53 130V131H52ZM126 130V131H125ZM134 130H135V128H134ZM142 130V129H141ZM256 130V129H255ZM258 130V129H257ZM262 130V129H261ZM8 131V130H7ZM50 131V130H49ZM97 131V132H96ZM143 131V130H142ZM141 131V132H142ZM254 131V130H253ZM260 131V130H259ZM96 132V133H95ZM125 132H128V133H125ZM262 131H260L259 133H261ZM65 133V132H64ZM118 134V138L116 139V137H117V135L116 134ZM146 133V132H145ZM144 133V134H145ZM251 133V132H250ZM81 134H85L86 135V137L84 138V139H87V141H86V144L85 143H82V141L84 140V139H81V138H79V136L81 135ZM97 134V135H96ZM109 134H111V135H113L114 134V136H113V138H110L111 137V135H109ZM148 134V133H147ZM252 134V133H251ZM109 135V136H108ZM150 135V134H149ZM255 135H256V133H255ZM260 135V134H259ZM258 135V136H259ZM264 135V134H263ZM97 136L98 137H100L99 139L100 140H98V139H96L97 138ZM147 136V135H146ZM151 136V135H150ZM149 136V137H150ZM252 137V135L250 136V138ZM110 138V139H109ZM250 138H249V140H250ZM112 139V140H111ZM115 139V140H114ZM146 139V142H144V140ZM150 139V138H149ZM152 139V138H151ZM252 139V138H251ZM255 139V138H254ZM260 139V138H259ZM258 139V137H257V140H259ZM98 140V141H97ZM143 140V141H142ZM157 140V139H156ZM263 140H264V138H263ZM92 141H94L95 142V144H94V146L92 147ZM102 141H103V144H102ZM117 143V142H119V143H117V144H115V145H113L114 143ZM148 141V142H147ZM255 141V140H254ZM93 142V143H94ZM112 142V143H111ZM154 142V141H153ZM252 142V141H251ZM264 142V141H263ZM262 142V143H263ZM147 143H149L148 145L149 146H147ZM152 143V142H151ZM250 143V142H249ZM3 144V145H2ZM7 145V146H5V145ZM97 144V145H96ZM157 144V143H156ZM48 145H50V146H48ZM96 145V146H95ZM144 145H146L145 147H144ZM153 145H154V143H153ZM262 145V144H261ZM263 146V145H262ZM262 146H260V147H262ZM35 147H38V154L36 153L37 151H34L35 149H37V148H35ZM142 147H144V148H142ZM148 148V150H146L147 148ZM167 147V146H166ZM264 147V146H263ZM142 148V149H141ZM146 148V149H145ZM153 148V147H152ZM152 148H150L152 151H153V149ZM156 148V147H155ZM133 149L135 150V153H133ZM157 149H159V148H157ZM164 149H165V147H164ZM258 149V148H257ZM136 150H138V151H136ZM141 150V151H140ZM166 150V149H165ZM168 150V149H167ZM262 150L264 151V149L262 148ZM98 152L97 154H95V152ZM130 151H131V153H133V154H131L130 153ZM140 151V153H138V155H137V152H139ZM159 151V150H158ZM171 151V150H170ZM35 152V153H34ZM103 152H105V153H103ZM149 153H151V152H149ZM148 153V154H149ZM256 153V152H255ZM263 154V152L261 153V155ZM17 156V158H18V161H20L19 159H21L22 160V164L21 165H19L18 166V164L17 163H11L12 161H11V157L12 156ZM34 155V156H33ZM147 155V154H146ZM153 155H154V153H153ZM157 155H159L158 154V152H157ZM147 156H150V155H147ZM151 158H152V156H150ZM120 158V160L121 161H119V160H117V159H119ZM145 158H146V156H145ZM93 159V160H92ZM105 159V160H106ZM149 159V158H148ZM155 159H156V157H155ZM159 159H161V158H159ZM258 159V158H257ZM98 160H96V162H97V164H99L98 163ZM104 160V161H105ZM106 160V161H107ZM144 160V159H143ZM147 160V159H146ZM154 160V159H153ZM105 161V162H106ZM107 161V162H108ZM141 161V160H140ZM260 161V160H259ZM264 161V160H263ZM55 162V163H56ZM143 162V161H142ZM144 162H145V160H144ZM94 163H95V161H94ZM119 163V164H118ZM125 163V164H124ZM134 163V162H133ZM136 163H138V162H136ZM135 163V164H136ZM262 163V162H261ZM53 164V163H52ZM107 164H109V163H107ZM115 164V163H114ZM134 164V165H135ZM142 164V163H141ZM49 165H51V166H49ZM103 165H104V162H103ZM106 165V164H105ZM104 165V166H105ZM127 165V166H128ZM138 165H140V162H139V164ZM95 166V165H94ZM104 166H102V167H104ZM110 166V165H109ZM109 166H108V168H109ZM126 166V165H125ZM133 166V165H132ZM131 166V167H132ZM136 166H137V164H136ZM257 166H260L259 164L257 165ZM256 166V167H257ZM100 167V166H99ZM116 167V166H115ZM114 167V168H115ZM141 167H142V165H141ZM97 168H98V166H97ZM105 168H107V167H105ZM107 168V169H108ZM111 169L113 168V167H110ZM114 168H113V170H114ZM136 168V171H137V167H135ZM140 168V167H139ZM94 169H96V168H94ZM50 170V169H49ZM112 170V171H113ZM115 170L117 171V169L115 168ZM176 170V169H175ZM174 170V171H175ZM96 171V170H95ZM94 171V172H95ZM106 171V170H105ZM109 171H110V169H109ZM118 171H119V169H118ZM146 171V170H145ZM177 171V170H176ZM252 171H254V170H252ZM104 172V171H103ZM173 172V171H172ZM178 172H180L179 171V168H178ZM17 173H19V172H17ZM105 173H107V172H105ZM104 173V174H105ZM109 173H111V172H109ZM117 173L118 172H116V174L115 173H113V175L115 174L116 176L115 177H117ZM215 173V172H214ZM231 173V172H230ZM73 178H71V181H72V184L76 181V171L74 170V172H73ZM119 174V173H118ZM167 174V173H166ZM181 174V173H180ZM224 174H226V173H224ZM234 174V173H233ZM235 176H237V177H240L239 175H241L242 176V174H246V173H244L242 170H239L238 172H235ZM94 175V174H93ZM105 175H107V174H105ZM110 175V174H109ZM111 175H112V173H111ZM164 175V174H163ZM182 175V174H181ZM214 175V174H213ZM220 174H218V176H219ZM227 175L229 176V174L227 173ZM104 176V175H103ZM120 176V175H119ZM118 176V177H119ZM161 176V175H160ZM183 176V175H182ZM222 176V175H221ZM226 176V175H225ZM234 176V175H233ZM245 176V175H244ZM118 177L116 178V180L118 179ZM121 177V176H120ZM162 177V176H161ZM180 177V176H179ZM227 177V176H226ZM225 177V178H226ZM229 177H231V175L229 176ZM108 178H112V176H110V177H108ZM123 178V177H122ZM169 178V177H168ZM167 178V179H168ZM182 177H180V179H181ZM184 178H185V176H184ZM183 178V179H184ZM209 178V177H208ZM224 178V177H223ZM224 178V181L222 180V182H225V180L228 178H226L225 179ZM113 179V178H112ZM121 179V178H120ZM159 179V178H158ZM174 179V178H173ZM176 179V178H175ZM218 179V178H217ZM232 179V178H231ZM247 179V178H246ZM259 179V178H258ZM8 180V179H7ZM122 180V179H121ZM160 180V179H159ZM162 180V179H161ZM219 180H221V179H219ZM219 180H218V182H219ZM228 180H230V179H228ZM238 180V179H237ZM256 180V179H255ZM143 181V180H142ZM153 181H155V180H153ZM168 181H170L169 179H168ZM181 181V180H180ZM179 181V182H180ZM209 181V180H208ZM213 181H217V180H213ZM227 181V180H226ZM236 181V180H235ZM0 182H1V179H0ZM6 182V181H5ZM8 182V181H7ZM11 182V181H10ZM123 182V181H122ZM155 182H159V181H155ZM175 182V181H174ZM178 182V183H179ZM228 182V181H227ZM231 182V181H230ZM239 182V181H238ZM261 182V181H260ZM2 183V182H1ZM143 183V182H142ZM169 183V182H168ZM173 183V182H172ZM171 183V184H172ZM193 183H195V182H193ZM217 183V182H216ZM220 183V182H219ZM226 183V182H225ZM229 183V182H228ZM232 183H234V181L232 182ZM237 183V182H236ZM235 183V184H236ZM262 183V182H261ZM5 184V183H4ZM149 184V183H148ZM151 184H153V183H151ZM167 184V183H166ZM211 184V183H210ZM212 184H215V182H213ZM218 184V183H217ZM217 184H216V186H217ZM227 184V183H226ZM231 184V183H230ZM234 184V185H235ZM248 184H250V183H247V187L249 186ZM258 184V183H257ZM1 185L2 184H0V187H1ZM156 185V184H155ZM161 185V184H160ZM168 185V184H167ZM191 185V184H190ZM200 185V184H199ZM219 185V184H218ZM220 185H222V183H220ZM225 185V184H224ZM228 185V184H227ZM197 186V185H196ZM195 186V187H196ZM213 186V185H212ZM240 186H241V183H240ZM243 186H244V184H243ZM253 186V185H252ZM251 186V187H252ZM152 187L154 188V185H152ZM179 187V186H178ZM214 187V186H213ZM221 187V186H220ZM233 187V186H232ZM242 187V186H241ZM246 186H244V188H245ZM246 187V188H247ZM254 187H257L256 185L255 186H253L252 188H253V193H254V195H255V193L256 192H254V191H256L255 190V188ZM6 187H3V188H0V204H2V203H5V204H3V207L5 206V207H8L7 205L10 203V201L11 202H14L16 199H15V195H14V190H12V189H10V187H8L7 189H5ZM166 188V187H165ZM191 188V187H190ZM197 188H199L198 186H197ZM204 188V187H203ZM202 188V189H203ZM216 188H219L218 186L216 187ZM245 188V189H246ZM3 189V190H2ZM6 191H5V190ZM124 189V188H123ZM152 189V188H151ZM158 189V188H157ZM156 189V190H157ZM161 189H162V187H161ZM160 189V190H161ZM175 189V188H174ZM212 189H215V188H212ZM220 189V192H221V189H222V187L221 188H219ZM229 189V188H228ZM228 189H226V186L225 187H223V190L225 191H227ZM233 189V188H232ZM259 189V188H258ZM257 189V190H258ZM261 189V188H260ZM259 189V190H260ZM264 189V188H263ZM262 189V190H263ZM8 190H10V191H8ZM159 190V191H160ZM172 190V189H171ZM170 189H168V191H171ZM217 190V189H216ZM237 190V189H236ZM250 190H252V189H250ZM120 191V190H119ZM162 191H164V190H162ZM174 191V190H173ZM232 191V190H231ZM240 191V190H239ZM246 191H248V190H246ZM165 192H167V191H165ZM205 192V191H204ZM207 192H208V190H207ZM213 193L214 192H217V191H212ZM218 192H219V190H218ZM238 192V191H237ZM259 192V191H258ZM263 192V191H262ZM194 193V192H193ZM225 193V192H224ZM242 193V192H241ZM250 193V192H249ZM249 193H247V194H249ZM164 194V193H163ZM202 194V193H201ZM208 194H209V192H208ZM226 194V193H225ZM233 194H234V192H233ZM237 194V193H236ZM245 194V193H244ZM252 194V193H251ZM261 192H259V193H257L256 195H255V198L256 199H254V201H257V199H258V201L257 202H254V203H256V204H252L253 206L255 205V207L253 208V209H255V212H254V210L252 211V212H254L255 214H253L255 217L253 218L252 217V219L250 218V221H247V219L245 218V216H243L242 214L243 213H247L248 211H249V209H248V211L246 210V212L243 210L242 212V214L241 215H237V213H238V211L236 210V209H234L235 207H233V209H234V211L235 212H233V213H235L236 214V216L237 217H235V219L233 218V220H235L234 222V226H231L230 225V227H233V228H230V230L231 231H229V227H225V226H223V227H225V228H227V230H225V231H229V232H227L226 234H227V236H225L226 238L228 237V239H226V241H227V243H226V241H224L226 244H228L229 243V248L228 247H226L223 243H221V241H220V243L222 244V245H224L225 247H224V249H226V250H228L227 251V254H228V252L231 250V252L228 254V257L226 258L227 260H228V264H263L264 263V260L262 261L261 260V257L262 256H264L263 255V253H264V218H263V216H264V214H263V216L261 215V213L264 211V204H263V202H261V201H264V199H262L263 197L262 196H264L263 194H262V196H261ZM149 195H152V194H149ZM148 195V196H149ZM172 195V194H171ZM195 195V194H194ZM193 195V196H194ZM205 195H206V193H205ZM213 196V194L211 193L210 194V196ZM215 196L214 197H211V198H215V199H217L218 197H220V195L218 196V194L216 193V194H214ZM221 195H222V192H221ZM228 195V199H229V194H227ZM232 195V194H231ZM238 195V194H237ZM250 195V194H249ZM258 195V196H257ZM261 197H260V196ZM162 196V195H161ZM166 195H164V197H165ZM224 196H226V195H224ZM236 196V195H235ZM251 197H252V195H250ZM249 196V197H250ZM147 197V196H146ZM153 197V196H152ZM163 197V196H162ZM166 197H168V196H166ZM171 197V196H170ZM170 197H168V198H170ZM209 197V196H208ZM246 197H247V195H246ZM248 197V198H249ZM262 199H260V198ZM154 198V197H153ZM167 198V199H168ZM185 198V197H184ZM210 198V197H209ZM224 198V197H223ZM227 198V197H226ZM226 198H224V200L223 199H220L219 198V201L221 202V200H222V207L224 206V205H226L227 204V202L229 201L228 199H226ZM244 198H245V196H244ZM248 198H245V199H248ZM254 198V197H253ZM252 198V199H253ZM157 199H158V197H157ZM160 199V198H159ZM162 199V198H161ZM180 199V198H179ZM197 199V198H196ZM207 199V198H206ZM237 199H239V198H237ZM237 199H236V201H237ZM149 200V199H148ZM155 200V199H154ZM169 200H171V199H168L167 200V202H169ZM209 200V199H208ZM227 202H226V201ZM230 200H232V199H230ZM248 200H250V199H248ZM261 200V201H260ZM3 201V202H2ZM160 201V200H159ZM165 201V199L163 200V202ZM190 201V200H189ZM216 201H218V200H216ZM216 201H214L213 202V205H214V203H216ZM218 201V203H220ZM223 201H225L226 202V204H224V202ZM238 201H240V199L238 200ZM246 201V200H245ZM252 201V200H251ZM2 202V203H1ZM156 202V201H155ZM167 202H165V203H167ZM211 202V201H210ZM229 202H233V201H229ZM15 203L16 204H20L21 206L20 207H18V209H21V207H24V206H26V205H29V203H22V204H25V205H22L20 202H18L17 203V201H15ZM31 203V202H30ZM159 203V202H158ZM160 203H162L161 201H160ZM159 203V204H160ZM195 203V202H194ZM239 203V202H238ZM241 203V202H240ZM244 201L241 203V204H243L244 205ZM248 203V202H247ZM253 203V202H252ZM16 204H14V207L16 206ZM186 204V203H185ZM196 204V203H195ZM217 204V203H216ZM221 204H220V206H221ZM229 204V203H228ZM233 204V203H232ZM231 204V206H229V209H228V207H227V205L225 206V207H227V209L225 208V207H223V208H225L226 209V211L224 210V212H226L227 213V211L228 210H230V207L232 208V206H234V204L232 205ZM241 204H236L238 207L237 208H240L239 207V205H241ZM10 205V204H9ZM11 205H12V203H11ZM32 204H30L29 205V209H30V211H32L33 210V207L31 206ZM184 205V204H183ZM245 205H246V203H245ZM2 206V205H1ZM18 206V205H17ZM32 208H31V207ZM197 206V205H196ZM202 206V205H201ZM200 206V207H201ZM219 205H217L216 206V208H219L220 207ZM252 206V207H253ZM3 207H1V208H3ZM181 207H182V205H181ZM181 207H179L180 209H181ZM185 207V206H184ZM210 207H212V206H210ZM209 207V208H210ZM215 207V206H214ZM243 207V206H242ZM247 207V206H246ZM251 207V206H250ZM25 208H27V207H24L23 209H25ZM175 208V207H174ZM201 208H203V207H201ZM216 208L214 209V210H216ZM262 208H263V211L261 212V210H262ZM12 209H13V207H12ZM11 209V210H12ZM17 209V208H16ZM17 209V210H18ZM32 209V210H31ZM179 209V210H180ZM186 209V208H185ZM220 210H218L219 212H217L216 211V213L217 214H219L220 213V211H221V214H219V215H216L217 217L219 216L220 218H221V215H222V213H223V215H224V212H223V209L220 207L219 208ZM244 209H245V206H244ZM247 209V208H246ZM2 210V209H1ZM0 210V217H3V216H1V215H4V219H5V216H8L9 217V215H7V214H10V209L8 210V212L9 213H5L4 214V212L3 211H1ZM6 211H7V209H5ZM4 210V211H5ZM174 210H176V209H174ZM178 210V211H179ZM213 210V211H214ZM240 210V209H239ZM242 210V209H241ZM240 210V211H241ZM251 210H252V208H251ZM16 211V210H15ZM24 212H26L25 210H23ZM30 211L28 212V213H30ZM105 211H107V210H105ZM177 211V210H176ZM209 211H211V209L209 210ZM237 211V212H236ZM239 211V212H240ZM17 212V211H16ZM15 212V213H16ZM21 212V211H20ZM23 212V213H24ZM180 212V211H179ZM215 212V211H214ZM232 212H231V215H232ZM13 213V212H12ZM12 213L10 214L11 216H12ZM175 213V212H174ZM181 213V212H180ZM251 213V212H250ZM14 214V213H13ZM19 216H20V214L21 213H19V211H18V213H17ZM37 215L39 214V213H36ZM171 214V213H170ZM192 214V213H191ZM196 214V213H195ZM207 214V213H206ZM235 214H234V216H235ZM248 214V213H247ZM252 214V213H251ZM251 214L250 215H248L249 217L251 216ZM22 215V214H21ZM37 215H36V217H37ZM200 215V214H199ZM223 215H222V217H223ZM246 215V214H245ZM252 215V216H253ZM14 216V215H13ZM194 216V215H193ZM197 216V215H196ZM211 216V215H210ZM215 216V217H216ZM233 216V217H234ZM239 216V217H238ZM248 216L246 215V217L248 218ZM203 217V216H202ZM207 217V216H206ZM7 218V217H6ZM13 218V217H12ZM225 218V217H224ZM227 218V217H226ZM2 219V218H1ZM9 219V218H8ZM14 219H15V217H14ZM168 219V218H167ZM179 219V218H178ZM210 218H208V220H209ZM213 219V218H212ZM232 219V218H231ZM7 220V219H6ZM206 220V219H205ZM213 220H216V218L215 219H213ZM218 220V219H217ZM217 220H216V222H217ZM229 220V219H228ZM227 220V221H228ZM249 220V219H248ZM210 221H212V220H210ZM222 221V220H221ZM177 222V220L175 221V223ZM201 222V221H200ZM230 222H232L231 220H230ZM11 224H8V226H7V229H9L8 227H13L14 225H12V222H10ZM204 223V222H203ZM218 223V222H217ZM221 223V222H220ZM15 224V223H14ZM166 224H167V222H166ZM186 224V223H185ZM210 224V223H209ZM228 224V223H227ZM10 225V226H9ZM15 225H17V224H15ZM221 225V224H220ZM219 225V223H218V225H217V227L218 226H220ZM166 226V225H165ZM179 226V225H178ZM177 226V227H178ZM204 226V225H203ZM227 226V225H226ZM229 226V225H228ZM11 227H10V229H11ZM15 227H17V228H21V226L19 225V226H15ZM175 227V226H174ZM173 227V228H174ZM197 227V226H196ZM213 227V226H212ZM3 229H4V227H2ZM6 228V227H5ZM14 228V227H13ZM17 228H15V229H17ZM22 228H24L23 226H22ZM163 228V227H162ZM214 228V227H213ZM225 228H221V229H219V228H216L218 231H216V233L218 232V235L220 234L219 232H221V234H223V236H224V233H225V231L223 230V229H225ZM8 230V232L9 231H11V233H13L12 232V230ZM165 229H166V227H165ZM215 229V230H216ZM22 230V229H21ZM221 230V231H220ZM6 231V230H5ZM25 231H27L26 229H25ZM163 231V230H162ZM165 231V230H164ZM167 231V230H166ZM224 231V232H223ZM18 232H19V230H18ZM161 232V231H160ZM223 232V233H222ZM21 233H23V232H21ZM188 233V232H187ZM215 233V234H216ZM229 233V234H228ZM10 234V233H9ZM14 234V233H13ZM172 234V233H171ZM176 234V233H175ZM174 234V235H175ZM210 234V233H209ZM21 235V234H20ZM27 235V234H26ZM164 235V234H163ZM185 235V234H184ZM210 235H212V233L210 234ZM218 235L216 234L215 235V237L217 236L218 237ZM161 236V235H160ZM206 236V235H205ZM214 236V235H213ZM19 237V236H18ZM25 237V236H24ZM168 237V236H167ZM216 237V238H217ZM164 238V237H163ZM162 238V239H163ZM22 238H20L19 237V240H21ZM187 239V238H186ZM224 239V240H225ZM24 240H26L25 238H24ZM85 240V239H84ZM87 240V239H86ZM85 240V241H86ZM172 240V239H171ZM213 240V239H212ZM221 240H223V238L221 239ZM187 241V240H186ZM31 242H33V241H31ZM87 242V241H86ZM175 242V241H174ZM207 242H209V241H207ZM212 242V241H211ZM218 242L219 241H217L216 243V245H218L219 246V244H218ZM215 243V242H214ZM27 244V243H26ZM34 244V243H33ZM25 245V244H24ZM29 245V244H28ZM85 246V245H84ZM161 247V246H160ZM168 247V246H167ZM171 247H172V245H171ZM180 247V246H179ZM219 248H222L223 249V247L222 246H219ZM168 249V248H167ZM92 250V249H91ZM160 250V249H159ZM158 250V251H159ZM181 250V249H180ZM260 250H262V251H260ZM161 251V250H160ZM207 251V250H206ZM225 250H223V252H224ZM85 252V251H84ZM88 252V251H87ZM162 252V251H161ZM160 252V253H161ZM10 253V252H9ZM86 253V252H85ZM213 252H211V254H212ZM88 254V253H87ZM159 254V253H158ZM176 254V253H175ZM179 254V253H178ZM222 254V253H221ZM223 254H225L226 255V253L224 252ZM9 255V254H8ZM89 255H90V253H89ZM162 256V255H161ZM165 256H167V255H165ZM218 256L219 255H217L216 257L218 258ZM8 257V256H7ZM7 257H6V259H7ZM162 257H164V256H162ZM178 257V256H177ZM221 257V256H220ZM223 257V256H222ZM221 257V260L223 259V262H225V264H226V261H224L225 259L224 258H222ZM87 258V257H86ZM167 258V257H166ZM158 258L156 257V260H157ZM164 259H165V257H164ZM163 259V260H164ZM5 260V259H4ZM36 261V260H35ZM158 261V260H157ZM175 261V260H174ZM212 261H213V259H212ZM91 262V261H90ZM105 262V261H104ZM163 262V261H162ZM166 262H167V260H166ZM209 262V261H208ZM89 263V262H88ZM216 263V261L214 262V264ZM219 264L221 263V262H218ZM99 264V263H98ZM156 264H157V262H156ZM166 264V263H165ZM221 264H223V263H221Z\"/></svg>", "mask_w": 264, "mask_h": 264}, {"label": "clouds", "instance_id": "3", "mask_svg": "<svg viewBox=\"0 0 264 264\" xmlns=\"http://www.w3.org/2000/svg\"><path fill=\"white\" fill-rule=\"evenodd\" d=\"M161 19L175 22L183 36H191L199 48L202 95L189 126L181 131L157 112L158 127L167 142H183L186 157L205 174L220 158L239 160L248 155L249 136L257 121L251 91L264 84V46L248 47L242 29L251 22L264 24V9L257 0H167ZM247 6V7H246ZM195 29V32L192 31ZM257 32L256 36L264 37ZM235 57V59H233ZM167 92L164 85L156 86Z\"/></svg>", "mask_w": 264, "mask_h": 264}]
</instances>
